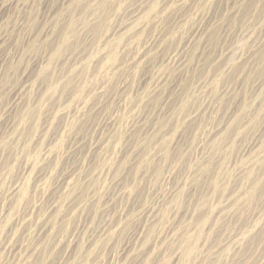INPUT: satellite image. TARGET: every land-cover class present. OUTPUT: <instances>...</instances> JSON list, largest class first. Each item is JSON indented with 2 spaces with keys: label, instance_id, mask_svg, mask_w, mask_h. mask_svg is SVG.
Masks as SVG:
<instances>
[{
  "label": "rangeland",
  "instance_id": "374dc122",
  "mask_svg": "<svg viewBox=\"0 0 264 264\" xmlns=\"http://www.w3.org/2000/svg\"><path fill=\"white\" fill-rule=\"evenodd\" d=\"M1 55L0 264H264V0H0Z\"/></svg>",
  "mask_w": 264,
  "mask_h": 264
},
{
  "label": "bare ground",
  "instance_id": "6f19581e",
  "mask_svg": "<svg viewBox=\"0 0 264 264\" xmlns=\"http://www.w3.org/2000/svg\"><path fill=\"white\" fill-rule=\"evenodd\" d=\"M46 1V0H45ZM8 60L7 56H0V68H2V66L4 65V63ZM4 69V68H3Z\"/></svg>",
  "mask_w": 264,
  "mask_h": 264
}]
</instances>
